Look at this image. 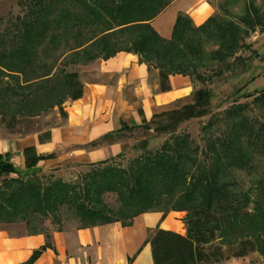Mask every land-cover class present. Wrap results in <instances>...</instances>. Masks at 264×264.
<instances>
[{
  "label": "trees",
  "instance_id": "1",
  "mask_svg": "<svg viewBox=\"0 0 264 264\" xmlns=\"http://www.w3.org/2000/svg\"><path fill=\"white\" fill-rule=\"evenodd\" d=\"M173 1L30 0L12 31L0 38V122L13 130L18 118H35L55 107L65 119L64 103L83 94L78 74L67 68L106 61L120 52L134 54L156 70L161 92L170 90L169 77L174 75L210 83L240 62L239 52L251 49L246 38L264 31V7L247 5L237 21L211 16L199 26L179 13L170 38L164 39L151 23ZM201 67L205 69L200 73ZM210 96V90L199 89L191 104L174 112L201 107L195 115H203ZM245 98L251 102H235L225 110L230 129L224 136L208 137L204 150L186 133L171 135L159 148H144L125 166L117 162L122 153L84 163L89 169L73 183L43 182L37 172L23 180L8 155H0V175L14 174L0 182V224L24 222L30 229L32 219L48 216L59 223L63 207L73 213L77 230L113 223L126 228L141 214L160 212L165 217L179 212L184 214V234L157 228L146 241L152 264H219L251 253L264 263V176L246 190L228 178L234 170L251 172V155L264 153V118L244 115L252 104L264 116V89ZM23 154L26 169L52 157L36 156L33 148ZM109 195L115 196L114 205L107 201ZM28 234L45 237L24 263L33 264L53 247L50 233Z\"/></svg>",
  "mask_w": 264,
  "mask_h": 264
},
{
  "label": "crops",
  "instance_id": "2",
  "mask_svg": "<svg viewBox=\"0 0 264 264\" xmlns=\"http://www.w3.org/2000/svg\"><path fill=\"white\" fill-rule=\"evenodd\" d=\"M8 1L12 0H0V10ZM214 10L212 0H174L151 25L162 38L169 39L179 13L199 26ZM90 67L87 80L81 82L82 97L68 101L64 108L68 120L63 128L52 129L45 140H41L40 133L18 136L0 132V155H8L16 169H26L23 154L26 148H33L36 156L52 155L28 170H45L69 161L92 163L109 159L125 150L127 142L124 139L105 142L85 155L78 149L104 140V136L123 124H139L193 102V80L181 75L170 76V90L161 92L157 71L141 64L134 54L120 52ZM64 147L74 150L58 155ZM183 215L170 212L162 217L161 213L153 212L139 215L132 226L126 228L113 223L51 232L53 249H46L33 264H152L146 241L157 228L184 234ZM44 243L43 234L30 235L25 228L16 225L0 226V264H24ZM246 259H231L219 264H242Z\"/></svg>",
  "mask_w": 264,
  "mask_h": 264
},
{
  "label": "rangeland",
  "instance_id": "3",
  "mask_svg": "<svg viewBox=\"0 0 264 264\" xmlns=\"http://www.w3.org/2000/svg\"><path fill=\"white\" fill-rule=\"evenodd\" d=\"M30 0H12L8 1L3 10H0V38L8 32L12 31L13 25L17 18H20L26 12ZM214 5V13L219 20H234L242 17L245 13L247 5H253L255 8L262 10L264 0H212ZM7 36V35H6ZM4 38V37H3ZM6 38V37H5ZM245 42L250 44L251 49H244L239 52L240 62L232 65L229 71H225L220 77H214L210 83L202 84L194 78H190L194 82V91L206 88L210 90L211 96L209 103L203 107L205 113L196 116L195 113L201 109L197 107L193 112H174L169 111L161 115H156L145 120L135 126L131 124H123L119 129L112 131L113 133L108 139L92 143L91 145L83 146L78 149L81 154L90 152L98 145L105 142H112L118 139H124L127 144L122 152L123 156L117 159V162L125 166L127 161L136 157L144 148L156 149L159 148L164 141L168 140L171 135H179L186 133L194 141L200 150H204L205 141L209 137L224 136L230 129L232 123L226 120L224 112L233 103H250L251 99H246L247 95H254L256 92L264 89V31L253 33ZM213 49L208 47L207 51ZM97 61L85 65H75L67 68L68 71H74L78 74L80 81H86L91 65ZM205 66V65H204ZM205 67H201L198 71L201 73ZM153 70V69H152ZM156 71V70H155ZM68 101L64 103L63 108L68 106ZM244 114L249 119L258 121L263 120L259 107L252 106ZM190 114V115H189ZM18 123L13 130L5 128L0 122V132L9 134H17L18 136H26L30 134L40 133L41 140L49 138V133L52 129H61L65 126L68 116L63 119L58 109L55 107L50 111L42 113L35 118H18ZM206 124L211 126L202 130ZM4 130V131H3ZM5 134V133H3ZM94 144V145H93ZM73 147H64L59 150L58 155L73 151ZM55 156H57L55 154ZM198 159H202L200 153ZM253 170L249 173L242 170H234L229 179H234L239 182L240 188L246 190L252 182L264 176V153L251 155ZM89 169V166L84 163L69 161L57 167L47 168L45 170H26L17 168L23 180L27 179L32 172H37L43 182L49 180L61 179L64 182H76L80 180L82 174ZM14 177L12 173H4L0 175V182L4 178ZM107 201L110 204H115V196L109 195ZM153 213V212H149ZM160 213V212H158ZM146 214V213H145ZM162 214V213H161ZM59 223L53 217H39L31 220V228L28 229L24 222L15 224H0V226L16 225L25 228V232L32 231L51 233L59 226L63 231L75 230L78 223L73 213L63 207L58 211ZM32 230V231H31ZM231 260V259H230ZM224 262V261H223ZM242 264H264L261 257L257 253H251Z\"/></svg>",
  "mask_w": 264,
  "mask_h": 264
}]
</instances>
